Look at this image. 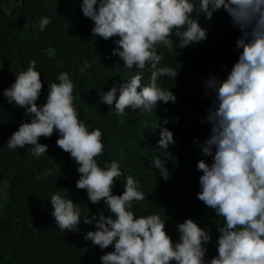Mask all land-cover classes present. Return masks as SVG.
<instances>
[{
  "label": "clouds",
  "instance_id": "clouds-1",
  "mask_svg": "<svg viewBox=\"0 0 264 264\" xmlns=\"http://www.w3.org/2000/svg\"><path fill=\"white\" fill-rule=\"evenodd\" d=\"M197 4L209 21L214 13H226L238 32V58L226 78L210 74L203 81V95L210 103L201 123L210 127V134L203 143L194 141L201 155L211 159V163L197 162L202 173L197 199L223 218V224L216 226V255L211 259L206 258L211 229L186 218L176 225L178 240L174 242L160 215L137 218L131 209L145 196L132 175L124 177L121 194L113 193L124 173L116 160L105 161L103 167L98 164L97 157L104 154L103 133L99 128L90 131L80 120L68 72L47 84L42 105L37 101L44 83L35 60L3 90L7 102L30 117L10 135L7 148L31 146L32 156L41 157L48 145L41 144L40 138L58 133L57 147L77 165L76 189L86 191L92 205L107 206L108 215L101 211L82 220L80 208L71 199L59 192L50 199L51 216L62 232L78 233L81 221L94 224L95 230L83 239L102 252L113 249L99 257L101 264H264V0H82L80 10L94 25L92 37L118 38L112 55L123 62L124 69L138 70L127 82H114L107 92L99 93V99L114 110L118 123H124L127 109L151 115L160 102L175 104L174 93L157 81L162 76L176 80L178 73L172 67L157 68L162 59L159 49L167 48L176 56L175 40L179 41L175 48L180 49L207 40V29L194 18ZM51 22L41 17L38 27L43 31ZM149 69V82L144 84L143 73ZM174 144L173 133L161 128L158 148L165 150L166 157L172 158L167 150ZM153 167L164 181L171 178L159 157H153ZM47 176L45 170L43 178Z\"/></svg>",
  "mask_w": 264,
  "mask_h": 264
},
{
  "label": "trees",
  "instance_id": "trees-1",
  "mask_svg": "<svg viewBox=\"0 0 264 264\" xmlns=\"http://www.w3.org/2000/svg\"><path fill=\"white\" fill-rule=\"evenodd\" d=\"M81 4L82 0H0V264H101L99 257L113 250L109 247L102 252L83 239L95 230L94 224L81 221L78 233L62 232L55 225L50 199L57 192L78 205L82 220L101 211L108 215L103 202L92 205L86 191L76 189L77 165L57 147L58 133L40 138L41 144L48 145L41 157L32 156L31 146L16 151L7 148L10 135L30 117L23 108L10 105L2 93L33 60L44 83L38 105L46 102L47 84L58 82L59 73H69L80 120L90 131L99 128L103 133L104 154L97 157L98 164L103 167L105 161L116 160L124 173L116 180L113 193L121 194L124 177L132 175L145 196L131 209L137 218L160 215L174 242L178 240L176 225L186 218L211 229L206 257L211 259L216 255V226L223 224V218L197 199L202 175L197 162L211 163V159L201 155L194 141L203 143L210 134V127L201 123L210 103L203 95V81L210 74L226 78L238 58V32L230 26L226 13H214L209 21L199 13L197 4L194 18L207 29V40L184 49L175 48L179 42L175 40L176 56L167 48L159 49L162 59L157 68L172 67L178 76L176 80L162 76L157 83L174 93L176 103L160 102L151 115L127 109L124 123H118L120 118L100 102L99 93L107 92L114 82H127L138 70L124 69L123 62L112 55L118 38L92 37L94 25L83 16ZM44 16L52 22L41 31L38 23ZM150 74V69L143 73L142 83L149 82ZM164 127L175 140L167 150L172 158L158 148ZM153 157L165 163L171 174L168 181L153 167ZM45 170L47 179L43 178Z\"/></svg>",
  "mask_w": 264,
  "mask_h": 264
},
{
  "label": "rangeland",
  "instance_id": "rangeland-1",
  "mask_svg": "<svg viewBox=\"0 0 264 264\" xmlns=\"http://www.w3.org/2000/svg\"><path fill=\"white\" fill-rule=\"evenodd\" d=\"M1 190H3V187H0Z\"/></svg>",
  "mask_w": 264,
  "mask_h": 264
}]
</instances>
